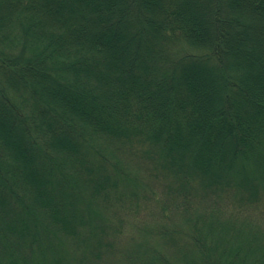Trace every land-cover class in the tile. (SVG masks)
Masks as SVG:
<instances>
[{
	"label": "trees",
	"instance_id": "16d2710c",
	"mask_svg": "<svg viewBox=\"0 0 264 264\" xmlns=\"http://www.w3.org/2000/svg\"><path fill=\"white\" fill-rule=\"evenodd\" d=\"M0 264H264V0H0Z\"/></svg>",
	"mask_w": 264,
	"mask_h": 264
}]
</instances>
